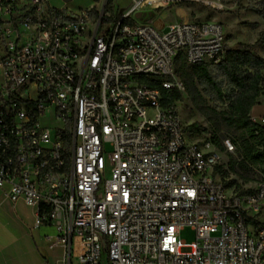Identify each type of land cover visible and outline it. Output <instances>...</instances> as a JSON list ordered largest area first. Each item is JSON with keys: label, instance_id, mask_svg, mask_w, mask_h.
I'll return each mask as SVG.
<instances>
[{"label": "built area", "instance_id": "2783aa9c", "mask_svg": "<svg viewBox=\"0 0 264 264\" xmlns=\"http://www.w3.org/2000/svg\"><path fill=\"white\" fill-rule=\"evenodd\" d=\"M69 1L0 0L4 196L55 228L60 264H264V175L253 187L216 178L220 152L188 139L151 85L183 91L179 61L218 64L223 25L138 23L146 0L119 16Z\"/></svg>", "mask_w": 264, "mask_h": 264}, {"label": "rangeland", "instance_id": "374dc122", "mask_svg": "<svg viewBox=\"0 0 264 264\" xmlns=\"http://www.w3.org/2000/svg\"><path fill=\"white\" fill-rule=\"evenodd\" d=\"M50 1L60 3V0ZM261 1L264 0H146L133 17L138 23L159 20L168 25L174 19L181 18L180 13L183 12L182 17L189 21H216L223 25L225 47L239 48L241 45L240 50L251 51L264 59V46L254 44L264 29V18L256 10ZM67 5L74 11L92 8L98 12L103 11V15L114 16L125 12L130 6V0H71ZM2 54L3 45L0 40V56ZM181 63H177L176 73L183 82L184 90L183 97L175 102V106L185 126L195 122L205 128L202 134L186 131L187 138L199 142L212 141L221 154L218 166L226 172L224 179H234L246 187H253L258 178L264 175V163L252 158L260 151L259 143L227 119L226 104L213 105L197 85L192 90L195 99L186 94V78L179 70ZM184 66L185 71L193 77V66ZM225 138H229L235 145L234 153H224L222 141ZM106 151H110L109 146ZM213 174L223 179L219 172ZM194 236L190 227L180 231V237L187 243Z\"/></svg>", "mask_w": 264, "mask_h": 264}, {"label": "trees", "instance_id": "16d2710c", "mask_svg": "<svg viewBox=\"0 0 264 264\" xmlns=\"http://www.w3.org/2000/svg\"><path fill=\"white\" fill-rule=\"evenodd\" d=\"M256 10L260 17L264 18V1L259 3ZM93 11L98 15V11L95 9ZM104 19L108 21L110 18ZM254 44L264 46V29ZM240 47L241 45L239 48L225 47L224 57L216 65L203 63L193 65V77L185 71V62L182 60L179 70L186 78L185 92L188 96L196 98L192 90L197 85L213 105L226 104L227 119L244 129L259 145H262V151L255 153L252 158L264 163V126L253 123L249 115L251 108L257 104L258 98L264 93V59L251 51L240 50ZM151 85L160 89L162 107L175 106V102L183 97L182 91L177 89L162 88L158 82H151ZM185 129L196 134L205 132V128L195 122L185 126ZM255 131H258L257 135ZM218 165H215L214 172H219L222 180L225 181L226 172ZM225 182L228 185L239 186L234 179Z\"/></svg>", "mask_w": 264, "mask_h": 264}, {"label": "crops", "instance_id": "0c3cea01", "mask_svg": "<svg viewBox=\"0 0 264 264\" xmlns=\"http://www.w3.org/2000/svg\"><path fill=\"white\" fill-rule=\"evenodd\" d=\"M181 18L186 19L183 12ZM161 25L164 22L155 20ZM172 22V23H173ZM259 118L264 115V93L249 113ZM37 213L22 198L11 200L0 190V264H60L64 252L61 244L50 248L56 239L51 225H36Z\"/></svg>", "mask_w": 264, "mask_h": 264}, {"label": "water", "instance_id": "95a60500", "mask_svg": "<svg viewBox=\"0 0 264 264\" xmlns=\"http://www.w3.org/2000/svg\"><path fill=\"white\" fill-rule=\"evenodd\" d=\"M234 48H236V46H234Z\"/></svg>", "mask_w": 264, "mask_h": 264}]
</instances>
